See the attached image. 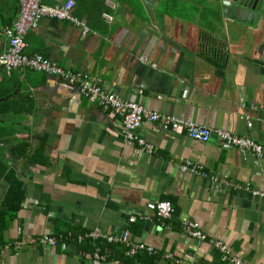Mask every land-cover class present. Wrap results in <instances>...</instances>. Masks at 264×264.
Returning <instances> with one entry per match:
<instances>
[{
    "label": "crops",
    "instance_id": "0c3cea01",
    "mask_svg": "<svg viewBox=\"0 0 264 264\" xmlns=\"http://www.w3.org/2000/svg\"><path fill=\"white\" fill-rule=\"evenodd\" d=\"M62 1L91 32L45 18L27 36V55L89 73L148 110L264 142V10L240 20L222 0ZM20 11V0H0V54ZM122 128L78 88L0 67V264H100L76 240L24 243L94 229L155 247L162 264H221L213 240L264 264V199L252 194L264 192V158L145 124L148 154ZM185 161L209 176L182 172ZM161 202L175 209L171 220L150 209ZM187 221L206 240L191 238ZM147 256L108 264H152Z\"/></svg>",
    "mask_w": 264,
    "mask_h": 264
},
{
    "label": "built area",
    "instance_id": "2783aa9c",
    "mask_svg": "<svg viewBox=\"0 0 264 264\" xmlns=\"http://www.w3.org/2000/svg\"><path fill=\"white\" fill-rule=\"evenodd\" d=\"M54 4L46 5L44 0H20L21 11L17 22L11 29L7 30L9 46L6 51L0 54V67L7 71L15 69H28L36 72L45 73L58 79L67 85L77 86L82 94L93 104L110 110L114 116H118L123 124L122 134L126 141L137 142L143 152L151 154L154 150L153 145L147 143L138 136L145 124L157 126L163 132L178 134L187 133L188 136L201 143H212L214 138L222 148H234L243 153L251 152L258 159L264 158V142L260 143L252 138L239 137L225 131H214L208 127L200 126L194 122L182 120L176 116L162 114L148 110L142 105L129 102L116 94L108 92L100 78H96L89 73L74 72L65 70L41 55H27V36L37 30L45 18L53 20L66 21L77 27L82 28L85 35L91 32L86 22L78 18L75 13V4L73 1L63 2L62 0H50ZM252 127V123L249 124ZM180 170L184 173L209 175L204 168L192 161H185L180 165ZM249 190V188H248ZM254 196L264 198V192L253 191ZM150 209L156 211L158 216L164 219L171 218L174 212L172 206L168 203L152 204ZM186 233L198 240H205L200 225L195 222L187 221L184 223ZM101 237L98 230L90 233L88 238L97 239ZM110 243L121 242L128 245V255L133 256L146 249L144 245L131 244L128 235L122 238L109 237ZM80 242L83 239L80 237ZM211 245L216 247L222 255V261L227 264H245L241 259L233 256L228 247L221 241H210ZM44 245L54 246L56 240L46 237L41 241ZM148 251L153 252L152 248ZM93 258L105 261L106 257L97 250ZM159 264V263H157Z\"/></svg>",
    "mask_w": 264,
    "mask_h": 264
},
{
    "label": "bare ground",
    "instance_id": "6f19581e",
    "mask_svg": "<svg viewBox=\"0 0 264 264\" xmlns=\"http://www.w3.org/2000/svg\"><path fill=\"white\" fill-rule=\"evenodd\" d=\"M71 86V85H70ZM74 87H76V88H78L77 86H74ZM79 89V88H78ZM139 136V135H138ZM123 138H124V136H123ZM125 139V138H124ZM126 141V140H125ZM126 142H128V141H126ZM128 143H132V142H128ZM135 143V142H134ZM259 198H261V197H259ZM262 199H264V198H262ZM161 203H166V202H161ZM173 208V207H172ZM174 209V208H173ZM174 215H175V209H174V212H173V214H172V217L171 218H167L166 220H171L173 217H174ZM191 222H194V221H191ZM195 223H197V222H195ZM200 229H201V227H200ZM96 230H98L99 231V233L101 234V237H99V238H97V239H93V238H88V235L90 234V233H92V232H94V231H96ZM201 231H202V229H201ZM203 232V231H202ZM204 234V233H203ZM204 236H205V234H204ZM46 237H49V238H53V239H55L56 240V244L54 245V246H49V245H44V244H42L41 243V241L44 239V238H46ZM80 237L83 239V242H80ZM109 237H115V236H107V235H105V234H103L102 233V231L100 230V229H94V230H92V231H89V233L88 234H85V235H80V236H77V238L72 234V233H69V234H66V235H61V236H57V235H44V236H42V237H40L38 240H36L35 242H33V240H30L29 239V242H24V243H28V245L30 244L31 246L32 245H34L37 249L38 248H51V249H53V248H57V246L59 245V243L60 242H62L64 239H67V240H76L77 242H79L80 244H81V246L82 247H85V248H88L89 247V242L90 241H92V242H96V241H98V240H102V239H104V240H106L107 241V243L108 244H111L109 241H108V238ZM191 237V236H190ZM206 237V236H205ZM116 238V237H115ZM119 238V237H118ZM120 238H122V237H120ZM191 238H193V237H191ZM207 238V237H206ZM194 239H196V238H194ZM198 240V239H197ZM206 240V239H205ZM129 242L131 243V244H135V245H138V244H141V245H144L145 247H146V249L145 250H143V251H146V252H148L149 253V255L150 256H156L158 259H157V261L155 262V264H157V263H159V264H162V261L159 259L160 258V254H159V252L156 250V248L155 247H153V246H149V245H147V244H144V243H136V242H133V241H131V240H129ZM72 244H74V243H72ZM115 244H122V245H124V246H126V247H128V245H126L125 243H121V242H116ZM21 245H24L23 243H21L19 246H21ZM77 245V244H76ZM33 246V247H34ZM78 246V245H77ZM106 247V246H105ZM149 248H152L153 249V252H150V251H148V249ZM97 250H100V253L103 255V256H105L106 257V260L105 261H102V260H96V259H94L93 258V255H94V253L97 251ZM103 249L102 248H100V246H96L95 247V250H94V252L93 253H90V252H87L86 251V256L88 257V259H93V260H95L96 262H99L100 264H108L109 263V256L112 254V251L111 250H108V251H106L105 253L102 251ZM143 251H140V252H143ZM230 251V250H229ZM140 252H138L137 254H139ZM219 252V251H218ZM220 253V252H219ZM126 254H127V256H129L128 255V252H126ZM137 254L136 255H133V256H131V257H135V256H137ZM221 254V253H220ZM232 254V253H231ZM233 255V254H232ZM234 256V255H233ZM236 257V256H235ZM166 258H168V259H172L173 258V256L172 255H168V256H166ZM237 258H239V257H237ZM239 259H241V258H239ZM242 260V259H241ZM243 261V260H242ZM245 264H247L245 261H243ZM221 264H227V263H224L223 261H222V255H221Z\"/></svg>",
    "mask_w": 264,
    "mask_h": 264
},
{
    "label": "water",
    "instance_id": "95a60500",
    "mask_svg": "<svg viewBox=\"0 0 264 264\" xmlns=\"http://www.w3.org/2000/svg\"><path fill=\"white\" fill-rule=\"evenodd\" d=\"M226 15H229L232 10L234 16L240 20L249 18L251 15L261 14L264 10V0H222ZM252 12V13H251Z\"/></svg>",
    "mask_w": 264,
    "mask_h": 264
},
{
    "label": "trees",
    "instance_id": "16d2710c",
    "mask_svg": "<svg viewBox=\"0 0 264 264\" xmlns=\"http://www.w3.org/2000/svg\"><path fill=\"white\" fill-rule=\"evenodd\" d=\"M159 217V216H158ZM160 218V217H159ZM70 233V232H69ZM69 233H66V234H69ZM89 232H87V234H88ZM64 235H66L65 233H63ZM59 235V234H58ZM57 235V236H58ZM62 234H60L59 236H61ZM58 236V237H59ZM75 236V235H74ZM76 238H77V236H75ZM96 246H100V248H102L103 250V252L105 253L106 251H108V250H111L112 251V254L109 256V260H110V258L112 257V255H115L116 256V258L117 259H122L123 261H127V260H133V258H136V257H138L139 255H141V254H146V255H148V256H150L149 255V253L148 252H146V251H143V252H140L139 254H137V256H135V257H131V256H127V254H126V252H128V250H129V247H126V246H124V245H122V244H115V243H111V244H108L107 243V241L106 240H104V239H102V240H98V241H96V242H92V241H90L89 242V247L88 248H85L86 250H87V252H90V253H93L94 252V250H95V247ZM106 246V247H105ZM147 256V257H148ZM150 257H152L153 259H151V263L152 264H155V262L157 261V257L156 256H150Z\"/></svg>",
    "mask_w": 264,
    "mask_h": 264
}]
</instances>
